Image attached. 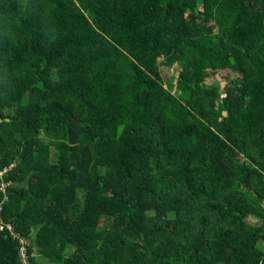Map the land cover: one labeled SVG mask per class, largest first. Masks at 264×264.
Wrapping results in <instances>:
<instances>
[{"label": "trees", "instance_id": "16d2710c", "mask_svg": "<svg viewBox=\"0 0 264 264\" xmlns=\"http://www.w3.org/2000/svg\"><path fill=\"white\" fill-rule=\"evenodd\" d=\"M5 169L0 264H264V0H0Z\"/></svg>", "mask_w": 264, "mask_h": 264}, {"label": "rangeland", "instance_id": "374dc122", "mask_svg": "<svg viewBox=\"0 0 264 264\" xmlns=\"http://www.w3.org/2000/svg\"><path fill=\"white\" fill-rule=\"evenodd\" d=\"M179 70L180 69L178 67H175V66L174 67H166V66L162 65L161 72H162L164 84L166 87L171 88V85L174 86V81L177 78V74H178ZM111 222H112V220L110 217L102 218V220H101L102 225L101 226L106 228L111 224ZM39 261L42 264H51L42 258H39Z\"/></svg>", "mask_w": 264, "mask_h": 264}, {"label": "built area", "instance_id": "2783aa9c", "mask_svg": "<svg viewBox=\"0 0 264 264\" xmlns=\"http://www.w3.org/2000/svg\"><path fill=\"white\" fill-rule=\"evenodd\" d=\"M9 171V169H5V170H0V177L2 178L7 172ZM9 186V184H7ZM7 185L6 184H1V190H6L7 188ZM21 244H24V241L21 240ZM23 249V248H22Z\"/></svg>", "mask_w": 264, "mask_h": 264}]
</instances>
